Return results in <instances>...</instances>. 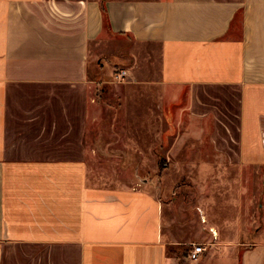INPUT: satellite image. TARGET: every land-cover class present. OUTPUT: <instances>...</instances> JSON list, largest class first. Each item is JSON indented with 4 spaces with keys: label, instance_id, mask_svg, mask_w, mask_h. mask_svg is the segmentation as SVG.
<instances>
[{
    "label": "crops",
    "instance_id": "0c3cea01",
    "mask_svg": "<svg viewBox=\"0 0 264 264\" xmlns=\"http://www.w3.org/2000/svg\"><path fill=\"white\" fill-rule=\"evenodd\" d=\"M101 55L129 61L119 69L135 82L158 56L157 78L145 79L167 113L189 88L192 105L177 112L195 117L180 137L212 121V144L226 137L233 160L264 167V0H0V264H181L167 239L183 238L163 232L164 203L148 186L90 179ZM198 223L214 245L216 225L236 222L203 209ZM239 264H264V239Z\"/></svg>",
    "mask_w": 264,
    "mask_h": 264
},
{
    "label": "rangeland",
    "instance_id": "374dc122",
    "mask_svg": "<svg viewBox=\"0 0 264 264\" xmlns=\"http://www.w3.org/2000/svg\"><path fill=\"white\" fill-rule=\"evenodd\" d=\"M111 57L101 55L97 59L100 73L91 91L95 107L93 151L88 161L92 184L110 188L148 186L164 203L163 232L172 238H183L176 245H170L167 239V254L177 257L181 264H239L242 249L264 239V167L245 166L233 160L236 147L226 137H219L222 144H212L211 133L221 134L220 130H212V121L202 136L193 132L185 139L180 137L186 133L189 116L195 117L189 110L177 112L192 105L189 88L183 90L171 113H167V100L161 97L157 85L145 79L157 78L158 56L156 64L137 67L143 70L145 79L138 82L128 74L116 80L115 72L130 62L113 63ZM212 91L204 90L208 104H212ZM141 105L151 110L143 111ZM158 106H166V113ZM168 134L171 136L166 137ZM169 201L173 229L167 227ZM200 209L206 210L212 223L236 222L216 225L220 235L217 244L205 240L198 223ZM197 243L205 246L206 252L192 261L183 252Z\"/></svg>",
    "mask_w": 264,
    "mask_h": 264
},
{
    "label": "built area",
    "instance_id": "2783aa9c",
    "mask_svg": "<svg viewBox=\"0 0 264 264\" xmlns=\"http://www.w3.org/2000/svg\"><path fill=\"white\" fill-rule=\"evenodd\" d=\"M127 75V72L125 70H119L115 72L114 78L116 80H123ZM205 248L202 244H193V247L191 251L188 254V258L193 261H197L204 253Z\"/></svg>",
    "mask_w": 264,
    "mask_h": 264
},
{
    "label": "trees",
    "instance_id": "16d2710c",
    "mask_svg": "<svg viewBox=\"0 0 264 264\" xmlns=\"http://www.w3.org/2000/svg\"><path fill=\"white\" fill-rule=\"evenodd\" d=\"M103 10V9H102ZM104 11V10H103Z\"/></svg>",
    "mask_w": 264,
    "mask_h": 264
}]
</instances>
